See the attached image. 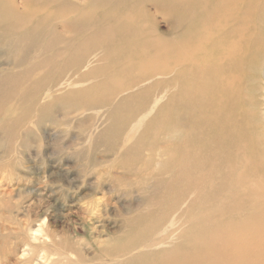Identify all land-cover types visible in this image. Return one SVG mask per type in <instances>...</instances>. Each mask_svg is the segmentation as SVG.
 <instances>
[{"label": "bare ground", "instance_id": "bare-ground-1", "mask_svg": "<svg viewBox=\"0 0 264 264\" xmlns=\"http://www.w3.org/2000/svg\"><path fill=\"white\" fill-rule=\"evenodd\" d=\"M3 42L20 53L8 59L21 100L36 102L23 115L40 113L47 91L62 100L63 121L96 114L78 155L122 145L127 174L149 173L160 190H147L153 206L114 239L128 245H99L87 260L79 238L62 235L58 246L47 231L44 264H220L225 244L241 249L227 264H264V0H0ZM229 185L248 197L226 211L237 217L217 249L212 209Z\"/></svg>", "mask_w": 264, "mask_h": 264}, {"label": "rangeland", "instance_id": "rangeland-1", "mask_svg": "<svg viewBox=\"0 0 264 264\" xmlns=\"http://www.w3.org/2000/svg\"><path fill=\"white\" fill-rule=\"evenodd\" d=\"M154 21L159 32L166 30L165 22L160 16H155ZM3 44L5 43H1ZM1 45L0 264H28V259H31L32 264H44L39 255L46 253L45 246L50 241L46 237L47 231L56 234L58 246L62 235L73 240L86 237V243L84 248H80V252L87 260L93 257L94 248L101 245V240L104 248L128 245L130 242L116 243L114 239L121 237L120 232L125 229L128 221L137 222L129 219L143 214L145 204L153 206L154 200L147 192L160 191L159 188L152 187L149 173L144 175L140 171L135 176L127 174L126 168L129 165L124 166L121 161L128 160L117 156V153L121 155L123 151L122 145H116L118 151L100 152L92 158L78 155V151L87 146L92 131L95 132V127L100 124L96 114H90L89 111L87 114L74 112L68 121H63L61 115L64 107L58 104L62 100L55 97L56 94L52 91H47L42 99L43 104H40L42 111L23 115L24 110L36 102L21 100L23 81L9 75L10 63L20 53L16 51L14 54L11 45ZM261 75L264 86V68ZM67 98L65 96L63 101ZM56 107H59V115L52 111ZM262 108L264 115V105ZM20 115L24 119L19 120ZM259 122L257 133L260 148L264 150V119L259 118ZM14 123L21 132L14 133ZM232 189L233 185H229L227 191H220L212 209L215 212L213 238L217 249L222 246L223 237L227 234L226 220L237 217L234 211L229 215L226 211L235 209L239 196L242 197L240 203L248 197L246 191H230ZM101 194L110 199L109 205H105V202L103 204L102 213L105 215L85 225L84 218L88 220L89 214L87 216L84 209L89 210L94 198ZM81 202H87V205L81 207ZM207 210L211 212L209 206ZM238 214L245 217L243 211ZM205 224L208 226V222ZM156 230L154 228V233ZM40 233L43 235L35 236ZM225 249V253L218 257L220 264H227L232 260L229 259L230 253L241 251L227 244ZM33 254L37 255L33 258ZM238 255L242 259H249L247 253ZM253 260L259 263L256 255Z\"/></svg>", "mask_w": 264, "mask_h": 264}, {"label": "clouds", "instance_id": "clouds-1", "mask_svg": "<svg viewBox=\"0 0 264 264\" xmlns=\"http://www.w3.org/2000/svg\"><path fill=\"white\" fill-rule=\"evenodd\" d=\"M105 199H106V195H104V194H101L100 196H96L94 198V203L92 206H90L89 219L87 221L88 223H91L97 217L102 216V208H103V204L105 202ZM86 205H87V202H81V207H84ZM41 235H43V233H40L39 235H35V236L39 237ZM36 242H39V241L37 240ZM79 242L81 244H85L86 243V237H83V236L79 237ZM102 243H103V241L101 240V246H102Z\"/></svg>", "mask_w": 264, "mask_h": 264}]
</instances>
